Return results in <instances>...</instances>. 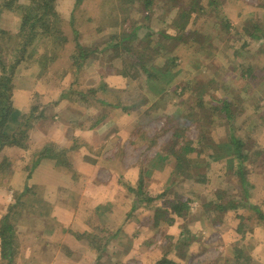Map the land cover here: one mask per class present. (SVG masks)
Masks as SVG:
<instances>
[{"label":"rangeland","instance_id":"rangeland-1","mask_svg":"<svg viewBox=\"0 0 264 264\" xmlns=\"http://www.w3.org/2000/svg\"><path fill=\"white\" fill-rule=\"evenodd\" d=\"M1 4L0 55L11 64L22 54V18ZM54 10L44 21L56 22L59 38L37 37L16 69L12 105L23 93L20 121L34 115L25 144L0 151V186L8 175L29 185L31 170L49 157L63 169L47 180L56 188L38 198L10 189L12 231L0 234L14 253L2 258L0 238V264H79L71 262V220L89 218L88 226L103 227L95 247L121 241L120 248L81 264H155L165 254L178 264H264V0H155L150 8L143 0H56ZM157 65L164 74L154 73ZM167 74L173 80L160 95ZM149 75L158 79L149 83ZM97 119L104 123L94 131ZM231 136L245 142L247 161L232 146L221 151ZM184 145L195 151L178 170ZM141 176L144 193L163 191L167 206L188 202V213L170 223L162 211L158 226L162 202L129 213L136 195L128 187ZM45 195L72 198L73 212L57 203L52 217ZM65 215L70 221L60 220ZM61 226L69 237L57 236Z\"/></svg>","mask_w":264,"mask_h":264},{"label":"trees","instance_id":"trees-1","mask_svg":"<svg viewBox=\"0 0 264 264\" xmlns=\"http://www.w3.org/2000/svg\"><path fill=\"white\" fill-rule=\"evenodd\" d=\"M1 1H2L1 11L13 12L22 18L21 26H20V32H18V34H17V39H19V40L22 39V43H21L22 54H21L20 59H17V61L15 63H11V64H6V62L3 61V59L0 55V71H1V74H0V151L4 147H7L9 145L25 144V139L27 137L26 126H27V124L31 125L30 118H32V116L34 115V112L31 113L30 118H27V124L23 125V123L20 121V118L22 116L21 112L19 110H17L16 108H14V106L12 105L13 92L15 90L14 89L15 73H16V69H17L18 65L23 60H25L26 47L29 44L33 43L37 37L44 36V37H46L44 39H48V40H57V38H59L57 36V34H55L56 22H54V24L50 26L48 21H44V18L47 17L50 13H52V15H56V14L58 15L57 11L54 10L56 0H26L27 2H24V0H1ZM154 1L155 0H143L144 4L147 6V8L152 7ZM36 10H40V11L37 12ZM184 13L188 17V12L184 11ZM145 19L147 21L148 19L150 20L151 17L145 16ZM40 23H42V25H39ZM143 26H145V24H143L142 26L138 25V27H140V28ZM39 27H42V31H38ZM176 27L180 28L181 26L177 25ZM137 29H138L137 27L134 28L133 33L135 31H137ZM0 33L3 35L6 34V32L3 30H0ZM57 33H58V30H57ZM252 36L255 37V33H252ZM165 37H167L169 39H174V40H178L181 38V36L180 37L175 36V37L171 38L170 36H167L166 34H165ZM23 39H24V41H23ZM126 39L128 40V37L124 38V40H126ZM118 45L119 44H116L115 46H118ZM155 48L156 49L158 48L161 50V48H164V45L156 44ZM160 50H159V52H160ZM83 58H84V56L79 54V60H82ZM171 61L173 62L174 59H171ZM164 65L163 66L157 65L156 66L157 69H155L154 73H156V74L163 73L164 74V71H163ZM167 76H169V74H167ZM154 78H156V79H154ZM157 79H158L157 76L153 77L152 75H149V83H151V81H156ZM172 80H173V76H169V79L167 80L164 87H162L160 84V86H159L160 95L163 94L166 91V88L171 85ZM159 91H157V93ZM183 91H184V89L181 90V93ZM228 104L229 103L227 102V100H225L221 109L226 111L225 109H228V107H227ZM13 126H15V127H13ZM175 136L177 138H181L178 134H175ZM17 141H19L18 144H17ZM230 142H231V144L228 146L223 145L220 148L221 151H224L225 147H231L232 146V151H235V154H239L237 157L239 159H241L243 162L247 161L249 159V156H248V153L245 152V146H246L245 142L242 139L237 138L235 136H231ZM199 143H201V140H199ZM182 151L183 152L181 154H178L174 158L175 159L174 161L176 162V167L178 168V170H180L181 168H184V163L187 162L184 154H188V153L190 154V153L194 152L195 149L191 145H184V147H182ZM167 157H168V154L163 155V156L161 154H159V155H157L156 158L158 160L163 161ZM156 158H154L151 161V164ZM49 159L53 160L52 157H49ZM243 162H241V165ZM164 163H162V165H165ZM151 164L149 163V165H151ZM176 167H175V169H176ZM144 185H145L144 177L141 176L139 179V183H138L137 188H129L128 187L129 191H132L136 195V199L133 203L134 204L133 208L129 213L137 211L138 207L140 206V202L142 204H145V206L147 204L148 205L149 204H156L158 201L160 203L162 202L160 206L156 207L157 208L155 211L156 214H155V216H153L154 223L158 226L159 225L158 213H161L162 211H164L165 214H167V213L171 214L172 215L171 217H174V218H171V221H170V223H171L174 221L175 218L182 217L183 215L188 213V211L190 210V206H189L188 202H183V201H177L174 204H172L171 206H167L166 205L167 200H165V198H164L165 193L155 195V196L150 195V194L148 195V194L144 193V187H145ZM135 189H137V190H135ZM142 196H145V197H142ZM8 217L9 216L7 215L2 219V222L0 224V232L1 233L4 230H7L8 232H10V230L12 231L11 227L8 225V219H9ZM262 217L264 219V216H262ZM127 218H129V214H128ZM3 235L4 234H0V238L2 240V250H3L2 258L7 259L9 255L14 253V249L12 247V241H10V240L7 241ZM78 236L81 238L85 237L86 241H88V240L95 241L98 237L97 234L96 235L82 234V235H78ZM98 248L101 249L102 245L99 244ZM155 264H178V263L173 262V260L169 259L168 255L165 254ZM237 264H243V263L240 262V260L238 259Z\"/></svg>","mask_w":264,"mask_h":264},{"label":"crops","instance_id":"crops-1","mask_svg":"<svg viewBox=\"0 0 264 264\" xmlns=\"http://www.w3.org/2000/svg\"><path fill=\"white\" fill-rule=\"evenodd\" d=\"M19 92L17 94H19ZM20 96L22 98V101H21V103H19L20 106L17 108L19 111L22 108H26V103H23L24 102L23 98H25L24 97L25 95L22 93V94H20ZM84 119H85V121H88V122H86L87 125H91L89 123V119L88 118H84ZM103 123L104 122H102L101 120L97 119L96 122H95V125L93 127L94 131L98 130V128L100 129ZM89 147L91 148V145H89ZM46 166L49 167L48 171L46 170V168H47ZM165 167H166V165H161L160 168L157 171L158 172L163 171ZM42 168H43V171L40 172V169H42ZM62 169L63 168H59L58 165L55 164L53 161H51L49 159H44V160H41L38 163L36 168L31 170V175H30V179H29V185H26L25 182L23 184H21V185H13V184H11L9 182L10 178L12 177V175H8L7 177H5V180H4L5 182L3 181L1 183L0 189H2L1 190V196L2 197L6 196L7 198H6L5 201H2V203H1L2 205L0 206V211L2 213V214L0 213V221L4 218V216L8 215V214H5V210L7 209V207H9V204L11 203V201L13 199L12 195H10V189L16 191L17 193L18 192L22 193L24 190L29 189V196L33 197L34 199L38 198L39 195H41V194L43 195V192L47 194V192L49 193L51 189L56 188L55 184H50V183L47 182V180L50 177H53L54 174H59V172H61ZM16 171H21V169L17 168ZM158 172H155V173H158ZM21 173L23 175V172H21ZM14 176H15V180H12V181L16 182V176H17L18 179H19V183H20V174L19 175L15 174ZM27 177H29V175ZM66 177H68V176H66ZM41 178H44V179L41 180ZM151 178L152 177L147 179V184H148V181L151 180ZM44 180H46V181H44ZM145 183H146V181H145ZM162 184L163 183H161V185ZM57 188L59 189V188H62V187H57ZM6 190H7V192H6ZM149 191L151 192V195H154L155 193L160 194L161 192H163V191H159V192L153 191L152 189H149ZM44 199H45V201H47L51 205L52 209L50 210V212H51L52 217L56 216L54 211H57V207L55 206V204H57V203H59L60 205H65V209L64 210L73 212V210L71 209V208H73V206L70 205V204L73 203L72 198H69V197H65L63 199L57 198L56 202H52V201H49L47 199L46 195H45ZM6 201H8V202H6ZM2 208H4V211L2 210ZM64 210L61 209V211H64ZM125 215H124V217H126V219H127V216H125ZM66 217L67 216L65 215L64 217L60 218V220H63L65 222L70 221ZM60 220L58 219V221H60ZM130 220H128V221H130ZM135 221L138 222L137 220H135ZM72 223L76 224V227H75V225H73V227L75 229L74 233H73L74 236H71L72 239H73L72 248H71L72 250L71 251L75 254V255H72L71 262H78L79 264H81V262H83L86 259V257H87V260L89 262V259H91V257H89V254H92V255L93 254H99V253H103V254L104 253H107V254L114 253L115 254L116 251L118 253L121 241H119V243L116 242L115 245H113V242H108L105 246L103 244L102 248L99 249L98 246L95 247V245L92 244V241H90V240L86 241L85 237L81 238V237L78 236V235H82V234L96 235L98 233L99 229H103L102 226H101V228H99V226L97 228H94L91 225L88 226V224L90 223V218H89L88 221L87 220L86 221L81 220V224H83V225H81L79 222L78 223H74L73 220H71V224ZM70 227L71 226L69 225L68 229ZM65 229H66L65 226H61V232H57V234H58L57 236H60L61 238L69 237L68 235H66L68 233L65 232ZM66 231H67V229H66ZM76 231H79V232L76 233ZM94 232H96V233H94ZM64 233H66V234H64ZM118 233L119 232L116 231V233L114 234L113 241L116 239ZM37 251L41 252L42 249L40 248V249L36 250V252ZM113 264H115V262H113Z\"/></svg>","mask_w":264,"mask_h":264}]
</instances>
